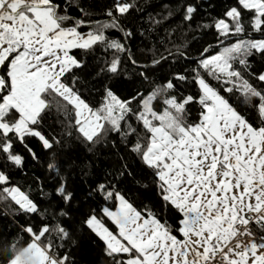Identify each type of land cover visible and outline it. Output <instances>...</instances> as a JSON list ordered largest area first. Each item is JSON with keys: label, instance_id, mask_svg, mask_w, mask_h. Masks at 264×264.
I'll return each mask as SVG.
<instances>
[{"label": "snow or ice", "instance_id": "snow-or-ice-1", "mask_svg": "<svg viewBox=\"0 0 264 264\" xmlns=\"http://www.w3.org/2000/svg\"><path fill=\"white\" fill-rule=\"evenodd\" d=\"M0 202V264H264V0H0Z\"/></svg>", "mask_w": 264, "mask_h": 264}, {"label": "trees", "instance_id": "trees-1", "mask_svg": "<svg viewBox=\"0 0 264 264\" xmlns=\"http://www.w3.org/2000/svg\"><path fill=\"white\" fill-rule=\"evenodd\" d=\"M2 207H3V204H2V202H0V208H2ZM81 256L87 257L88 260H91L94 257V252L90 251L88 249H85V251L81 253ZM85 264H86V262H85Z\"/></svg>", "mask_w": 264, "mask_h": 264}]
</instances>
